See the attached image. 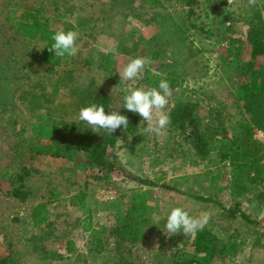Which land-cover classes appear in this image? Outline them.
Instances as JSON below:
<instances>
[{
  "label": "rangeland",
  "instance_id": "1",
  "mask_svg": "<svg viewBox=\"0 0 264 264\" xmlns=\"http://www.w3.org/2000/svg\"><path fill=\"white\" fill-rule=\"evenodd\" d=\"M52 1L57 6L53 11ZM106 1L0 0V258L6 264H264V182L246 180L237 188L226 163L216 156L224 138L243 144L235 128L239 114L229 113L234 105L228 90L244 79L247 32L259 17L264 20V0H257L256 6L248 0H196L191 7L184 0H160L159 6L144 1L145 7L141 0H128L126 11L136 15L124 21L118 15L107 25L112 30L101 31L97 26L106 21L100 19V7ZM64 2L70 5L65 15L58 12ZM27 13L47 18L49 27L64 21V31L79 32V51L71 62L48 67L38 59L36 40L16 31L15 22ZM78 16L84 23L78 24ZM113 45L118 55H112L113 69L105 72L95 58ZM92 56L93 64L84 62ZM137 57L151 61L142 77L120 80L123 67ZM145 71L162 78L183 72L188 88L182 93L170 86L165 111L171 124L159 137L145 131L147 122L139 114L123 108L124 89L151 87ZM102 93L110 96V107L129 120L116 142L119 168L108 177L95 169L83 170L80 152L67 154L68 148H89L96 140L78 113L85 98ZM183 109L193 111L202 125L206 154L192 149L191 129L179 126ZM49 111L65 114L68 121L62 125L68 135L52 136L53 123L44 119ZM35 116L42 120H32ZM252 139L258 141L254 135ZM19 175L25 181L21 185ZM14 188L33 195L29 204L54 193L75 196L79 191L85 192L86 200L77 208L69 207L68 197L51 205L53 220L41 242L44 250H38L29 247L34 230L21 225L18 210L23 207L10 195ZM139 193H145L150 209L137 223V235L121 239L116 230L131 223L126 211ZM174 207H183L193 217L210 212L211 219L194 234L167 235L166 218ZM228 209L236 212L231 215ZM88 224L93 233L84 230ZM73 236L78 247L67 252L68 240L75 245Z\"/></svg>",
  "mask_w": 264,
  "mask_h": 264
},
{
  "label": "trees",
  "instance_id": "2",
  "mask_svg": "<svg viewBox=\"0 0 264 264\" xmlns=\"http://www.w3.org/2000/svg\"><path fill=\"white\" fill-rule=\"evenodd\" d=\"M141 1L143 3L144 1L145 3L147 2V5L152 4L151 6L160 5V0ZM184 2L188 7H191L195 4L196 0H184ZM47 21V18L38 16L36 13H27L23 16V19L15 22L16 31L25 38L36 40L39 45L38 59L41 62L52 67H59L63 62H69L71 57L66 56L64 58H58L55 57L54 52L48 50V47L54 43L52 39L53 35L59 30L49 27ZM82 23L84 22H78V24ZM248 43V58L244 65L245 68H243V72H241L244 79L240 84L228 90L234 105V112L229 113L230 115L239 114L238 118H236L235 128L239 131L243 144L235 140L224 138L218 145L216 151L217 158L226 163L231 183L237 188L243 187L246 180H249L253 184L264 182V144L252 139L256 130L264 132V20L262 18L259 17L256 22L250 24L248 29ZM155 53L156 52L153 54L154 56ZM110 56L111 54L107 56L108 64L110 63ZM162 79H166L170 86H178L182 93L188 91V88L183 85V72H176V74L169 72L166 78H162L160 76H154L149 71H145V80L151 87H155ZM58 83L57 81L55 85H58ZM190 91L194 93V90ZM110 101V96L102 93L90 98V105L96 104L99 106L102 104L105 107V112L110 113ZM216 111L218 116H220L221 111L219 109ZM192 112L183 109L181 113L178 114L177 119L180 122L179 126L182 129L185 127L191 129L189 141L192 149H195L199 153L206 154L207 151H205V149L207 142L204 132L201 131L202 125ZM210 113L211 112L208 114ZM9 120V124L12 125L11 120L13 121V119ZM118 135L119 129L113 134H108L105 130L101 129L99 133L94 132L92 135L96 137V140L92 143L91 147L68 148L67 154L70 155L74 153L75 156H78L80 152V165L83 170L95 169L105 177H108L111 172L119 168L117 155L115 153ZM2 175L3 174H0V176ZM18 179L20 185L25 182L22 179V175H19ZM146 184L154 185L153 182H146ZM165 187L167 189L176 190V188L173 187ZM10 193L15 198L24 200L28 191L14 188ZM144 194L145 193H139L132 197L133 199L131 200L130 207L126 211V216L131 220V223L125 227H119V230H116L121 239L135 237L138 233L137 223L143 222L146 219L145 214L147 210L150 209V206L146 203ZM85 198V192L79 191L75 194L74 199H72L70 203L71 205L82 206ZM195 198L205 202L212 201L209 198L200 196H195ZM48 203L49 201L40 202L33 209L31 216L33 227H39L47 221L49 213L47 209ZM227 211L231 215H234V212H236V210L230 209ZM240 215L245 221H251L242 212H240ZM255 223L259 222L255 221ZM84 230L94 232L90 224L84 226ZM205 237L208 242L212 239V236L209 234H206ZM72 243L71 240L66 242L67 252L72 251L74 248ZM203 244L201 245L203 246ZM207 245L208 244H205V247ZM0 264H6L3 258H0Z\"/></svg>",
  "mask_w": 264,
  "mask_h": 264
},
{
  "label": "clouds",
  "instance_id": "3",
  "mask_svg": "<svg viewBox=\"0 0 264 264\" xmlns=\"http://www.w3.org/2000/svg\"><path fill=\"white\" fill-rule=\"evenodd\" d=\"M250 6H256L257 0H248ZM54 43L48 50L54 52L55 57L64 58L75 56L79 51V32L76 30H59L52 37ZM39 48V47H38ZM118 55L115 45L105 49V55ZM151 63L149 58L137 57L132 59L119 73L120 80H139L144 72L145 66ZM103 81H101L102 83ZM126 93L123 97V108L139 116L147 122L145 131L155 134L157 137L164 135L165 130L171 124V117L165 109L168 106L169 98L172 95L170 84L166 79H162L158 87H128L124 89ZM111 108V107H110ZM110 113L105 112V107L101 104H92L82 107L78 113L79 121L85 122L93 132L99 133L101 129L108 134H113L121 127L126 130L129 120L126 115L120 114V109H113ZM211 219L210 212H204L198 217H193L183 207H174L166 218L167 235L180 233L191 235L203 230Z\"/></svg>",
  "mask_w": 264,
  "mask_h": 264
},
{
  "label": "crops",
  "instance_id": "4",
  "mask_svg": "<svg viewBox=\"0 0 264 264\" xmlns=\"http://www.w3.org/2000/svg\"><path fill=\"white\" fill-rule=\"evenodd\" d=\"M120 1V3H119ZM107 0L106 2L102 3L101 4V7H100V13H101V10H104L102 13H101V16H100V19H103L106 21V23H103L102 22L99 24V26H97V29L98 30H104L105 27L112 30V28H109L107 27V25H110L112 23V20H114L115 17H117L118 15L120 17H122L123 21L128 17V16H135L136 14L134 12H127L126 11V8L125 6H127V1L128 0ZM63 2V0H62ZM140 3H142V5L145 7L144 3L141 1ZM52 4H53V10H55V8L57 7L53 1H52ZM125 5V6H124ZM61 6V10H59L58 12H61L63 15L66 14V9L67 8H70V5L69 4H65L62 3L61 5H59V7ZM66 8V9H65ZM69 11V10H68ZM46 17H48L47 15H45ZM77 21H79L80 19H82L81 17L78 16V18H76ZM55 24L58 25V27H51V28H54L56 30H63V28L61 27L63 24H64V21L62 22H55ZM104 27V28H103ZM107 29V30H108ZM101 33V36H105L107 35L106 32H99V34ZM110 34V32H108ZM248 33V32H247ZM148 41V38L145 37ZM100 40H102V38L100 37L99 38ZM247 40H248V34H247ZM103 54H100V56H98L97 58L95 59H99L98 61V64L101 65L102 69L107 72V70H112L113 69V66H114V63H113V56L111 54L110 56V63L108 64V61H107V56L108 55H103ZM73 57V56H72ZM72 57L71 59L69 60V62H71L72 60ZM93 59V56L92 58H86L84 60V62H87V61H91L93 64L96 60ZM43 63V62H42ZM46 66L48 67H52L50 65H47L46 63H44ZM195 92V91H194ZM63 104V103H62ZM110 104H111V101H110ZM51 106L54 105V101L50 103ZM83 105L86 107V106H89L90 105V98H85L84 99V102H83ZM32 120H42V117L40 116H35L33 118H31ZM44 119H46L47 121H51L53 124H52V127H49L50 129H52V136L53 137H63L65 135H68L67 132H64L66 131V128H64V125L62 124H66V120L65 119V114L63 112L61 113H54V112H51L49 111V113H45V116H44ZM60 121V124H58V122H56L54 124V121ZM66 126V125H65ZM60 127L63 129L62 131H60ZM56 128V129H55ZM70 128V127H69ZM69 128L67 129V131L69 130ZM56 131L58 132V135L54 136V134L56 133ZM88 131H92L90 128ZM258 130L255 131V133L257 132ZM66 133V134H65ZM91 135L94 134V132H90ZM30 192H28V194L26 195V197L24 198V200H20L18 198H15L11 193L10 195L15 198L20 204H22V207L23 209H19L18 210V216L20 217L21 221L23 220L22 224L21 225H30V228L32 230H34L33 232L31 231V234H29V240L27 238H24L23 237V241L27 242V240L29 241V247L30 248H34V247H37L39 248L38 250H44V246L43 244H41L42 240H44L45 238L47 239L46 237V230L48 228V226L50 225V223L52 222L51 220H53V209L51 210V205L53 206H56L58 204V202H63L66 200V198L68 197V204H69V207H73V208H77V206L75 205H71V200L74 199V196L73 194L72 195H69V194H66V195H62V197H60V195L54 193L52 194V198H49L51 195L47 196V197H42L39 201H37L36 203H30L31 199L33 198V195L31 194ZM56 195V196H55ZM86 200V198H85ZM46 201H49V203L47 204V209H48V219L45 223H43L41 226L39 227H33L32 225V222H31V216H32V212H33V209L40 203V202H46ZM28 207V209H27ZM20 222V221H19ZM1 237L2 235H0V242H1ZM70 239H73L75 241V245H74V242H73V247H78V244L76 243L77 240H76V237H70ZM6 241V240H4ZM65 250H66V245L64 246ZM67 251V250H66ZM45 255V254H44ZM48 254L46 253V256ZM61 259V257H60Z\"/></svg>",
  "mask_w": 264,
  "mask_h": 264
},
{
  "label": "built area",
  "instance_id": "5",
  "mask_svg": "<svg viewBox=\"0 0 264 264\" xmlns=\"http://www.w3.org/2000/svg\"><path fill=\"white\" fill-rule=\"evenodd\" d=\"M254 136L256 137V139H258L259 142L263 143L264 144V132L263 131H260L258 130Z\"/></svg>",
  "mask_w": 264,
  "mask_h": 264
}]
</instances>
